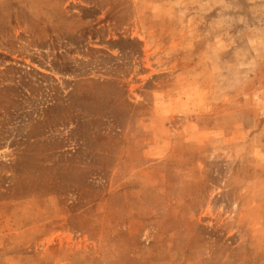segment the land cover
<instances>
[{
  "label": "rangeland",
  "instance_id": "obj_1",
  "mask_svg": "<svg viewBox=\"0 0 264 264\" xmlns=\"http://www.w3.org/2000/svg\"><path fill=\"white\" fill-rule=\"evenodd\" d=\"M0 264H264V0H0Z\"/></svg>",
  "mask_w": 264,
  "mask_h": 264
}]
</instances>
